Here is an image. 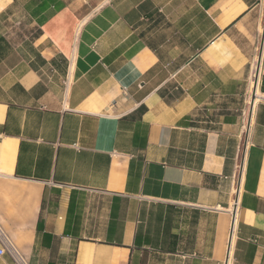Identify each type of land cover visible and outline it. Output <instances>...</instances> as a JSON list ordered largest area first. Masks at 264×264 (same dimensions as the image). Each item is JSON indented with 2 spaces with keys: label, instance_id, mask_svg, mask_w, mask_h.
<instances>
[{
  "label": "crops",
  "instance_id": "1",
  "mask_svg": "<svg viewBox=\"0 0 264 264\" xmlns=\"http://www.w3.org/2000/svg\"><path fill=\"white\" fill-rule=\"evenodd\" d=\"M261 27L264 0H0V224L29 264H264Z\"/></svg>",
  "mask_w": 264,
  "mask_h": 264
},
{
  "label": "built area",
  "instance_id": "2",
  "mask_svg": "<svg viewBox=\"0 0 264 264\" xmlns=\"http://www.w3.org/2000/svg\"><path fill=\"white\" fill-rule=\"evenodd\" d=\"M262 42L264 44V35H263V33H262V38H261V46H262ZM262 51H263V48H262ZM257 58L258 59L259 58L262 59V55L258 56ZM256 61L258 62L257 59H256ZM253 96L256 97V94H252V98H253ZM247 130H248V127L246 128V131ZM235 194L236 195L239 194L238 187L235 190ZM232 205H233V209H232V211H230L231 217H232L231 230H233L234 224L237 221L238 202H237L236 199L232 202ZM4 254H9L12 257V259H13L15 264H29V262L26 259V257L16 247V245L14 244L12 239L7 235V233L5 232L4 228L0 224V255H4Z\"/></svg>",
  "mask_w": 264,
  "mask_h": 264
},
{
  "label": "bare ground",
  "instance_id": "3",
  "mask_svg": "<svg viewBox=\"0 0 264 264\" xmlns=\"http://www.w3.org/2000/svg\"><path fill=\"white\" fill-rule=\"evenodd\" d=\"M261 32L263 33V35H264V29L261 27ZM257 60H258V62L257 61H255V63H254V73H253V75H252V82H253V84H254V88L256 89L257 88V79H258V77H259V75H260V63H261V58H257ZM253 94H256V97H254V98H252L253 100L251 101V107H250V109L252 108H254L255 106H256V104H257V102L259 101V99H260V93H259V91H253ZM252 115H253V113H252ZM250 116V115H249ZM252 118V117H251ZM252 120V119H251ZM248 121V120H247ZM249 131V130H248ZM232 209H233V205L229 208V210H231L232 211Z\"/></svg>",
  "mask_w": 264,
  "mask_h": 264
},
{
  "label": "rangeland",
  "instance_id": "4",
  "mask_svg": "<svg viewBox=\"0 0 264 264\" xmlns=\"http://www.w3.org/2000/svg\"><path fill=\"white\" fill-rule=\"evenodd\" d=\"M252 101V100H251Z\"/></svg>",
  "mask_w": 264,
  "mask_h": 264
}]
</instances>
